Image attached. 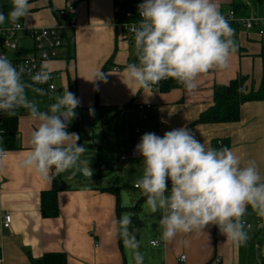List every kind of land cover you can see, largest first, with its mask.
<instances>
[{"label": "crops", "instance_id": "crops-1", "mask_svg": "<svg viewBox=\"0 0 264 264\" xmlns=\"http://www.w3.org/2000/svg\"><path fill=\"white\" fill-rule=\"evenodd\" d=\"M220 13L234 10L237 16H264L262 0H216ZM29 14L20 22L29 27L64 26V45L60 56L46 66L62 73L58 91L50 98L55 102L64 90L79 100L77 122L72 120L67 131L79 137L77 143L86 147L96 139L95 129L83 127L81 119L91 109L96 128L100 115L107 112L130 113L134 128L141 125L143 134L153 129L164 133L180 127L189 128L206 147L228 148L246 164L256 162L264 180V100L245 102L238 122L199 123L200 115L214 103L216 87H225L232 80L246 77L247 90L259 88L264 78V36L228 21L234 30L235 52L224 69L212 68L200 74L196 88L186 92L183 85L165 91L156 87L139 88L127 80L125 68L136 62L134 42L116 21L115 0H29ZM74 7V26L61 9ZM7 20V15H5ZM8 21V20H7ZM103 72L105 80H94ZM127 83V85L125 83ZM41 111H47L48 102ZM39 104V103H37ZM139 104H154L156 110L146 111L144 118ZM15 149L0 161V264H35L45 253L64 252L68 264H261L264 250V219L252 208L242 221L252 228L244 245L226 240L215 225L201 232L178 233L173 239H161V212L153 213L146 197L136 188L143 164L126 167L107 185L94 183L92 151L85 149L80 161L92 177L70 169L51 181L42 180L33 170L20 168L19 161L31 151V134L38 126L26 109L20 110ZM85 122H83L84 124ZM104 137L103 134H98ZM83 139L87 142L84 144ZM133 132V143L138 142ZM99 160L109 157L102 147ZM119 163V162H118ZM98 167V164H94ZM100 166V164H99ZM133 168V170H130ZM73 180V186L65 182ZM58 189L59 215L45 218L41 211V193ZM12 214L10 227H3V214ZM128 223L121 226L122 219ZM158 242L154 245L152 242ZM181 257L186 259L183 261Z\"/></svg>", "mask_w": 264, "mask_h": 264}, {"label": "clouds", "instance_id": "clouds-1", "mask_svg": "<svg viewBox=\"0 0 264 264\" xmlns=\"http://www.w3.org/2000/svg\"><path fill=\"white\" fill-rule=\"evenodd\" d=\"M11 5L7 20L19 29V21L28 17L29 0H11ZM137 10L140 21L128 30L134 34L138 62L126 66L128 82L147 89L171 77L190 93L200 74L228 66L236 50L234 30L216 0H142ZM5 20L0 12V25ZM24 72L23 67L0 55V114L13 117L17 109L24 108L38 122L31 134V151L18 166L33 170L45 181L73 167L85 169L80 161L85 147L78 145L77 134L67 131L80 100L64 90L47 111H41L28 99L26 89L44 95V89L35 85L46 83L50 73L42 65L31 74V83H26L22 80ZM94 80L104 81V73L95 74ZM135 152L143 164L136 187L146 197L147 207L153 213L161 212L162 240L215 225L226 240L244 245L248 239L242 221L246 208L250 206L264 219V180L254 160L242 164L228 148L206 147L186 126L163 136L144 133ZM6 155L0 147V161ZM119 223L124 226L128 220ZM137 264H141L140 257Z\"/></svg>", "mask_w": 264, "mask_h": 264}, {"label": "built area", "instance_id": "built-area-1", "mask_svg": "<svg viewBox=\"0 0 264 264\" xmlns=\"http://www.w3.org/2000/svg\"><path fill=\"white\" fill-rule=\"evenodd\" d=\"M264 1V0H263ZM74 7L69 6L68 8L61 9L60 14L67 15L70 17L71 26H74V17H73ZM116 13H119V8H116ZM227 21L234 22L238 26L244 27L246 30L252 31L256 30L257 33L261 36H264V16H254V17H242L237 16L234 10H230L226 13H221ZM132 12H128L127 16L132 17ZM140 21V17L137 14L132 21L120 22L119 26L122 27L125 35L134 42L133 36L134 34L128 30V28L138 25ZM21 28L17 29L12 24H10L7 20L3 25H0V55L8 58L14 66H21L25 69V72L22 76V80L26 83H31L30 76L35 72L39 71L41 66H46L47 62L54 61L59 58L60 50L64 45V26H45V27H34L27 26L24 27V23L20 22ZM126 25L128 27H126ZM136 62L137 55H136ZM46 69L50 73V79L40 85H35L44 89V93L48 97L52 98L59 88L58 81L62 77V73L56 70H53L46 66ZM168 78H162L158 82H156V87L162 82H165ZM30 93L29 89H26V94ZM55 98V97H54ZM29 100L36 102L34 98H29ZM24 108H20L19 110H23ZM137 109L141 112V115L146 118L148 110H156V105L154 104H139ZM2 120L3 115L0 114V142L3 139V135L5 133L4 128H2ZM148 133H155L158 136H163L164 132L162 130L153 129ZM134 134L139 137L138 142L140 141L141 136L143 135V129L141 125H137L134 128ZM134 143L129 153H123V156L119 160V164L123 165L124 162L130 159H142L138 153L135 152V145L138 143ZM1 147V143H0ZM8 156V151L5 150ZM170 187V181H169ZM137 188V187H136ZM3 227H10L12 223V214L9 211H6L3 214ZM245 227L247 229H251L252 226L243 221ZM152 244L159 245L158 242H152ZM258 248L264 250V243L261 245H257ZM184 261L186 258L181 257ZM261 264H264V260L261 261Z\"/></svg>", "mask_w": 264, "mask_h": 264}, {"label": "trees", "instance_id": "trees-1", "mask_svg": "<svg viewBox=\"0 0 264 264\" xmlns=\"http://www.w3.org/2000/svg\"><path fill=\"white\" fill-rule=\"evenodd\" d=\"M141 2L142 0H115V5L117 8H119V13L116 14V21L118 23L132 21L138 14L137 5ZM129 11L132 12V17L127 16ZM245 81L246 77H241L232 80L225 87H216L214 90L213 105L200 115L197 122L208 124L238 122L240 119L241 106L243 103L264 100V78L259 88L256 90L245 89ZM181 85L182 84H179L175 79L170 77L165 82H162L159 87L160 90L165 91L172 87H180ZM29 91L30 93L27 94V97L34 98L37 103L50 102V97H48V94L39 95L33 93L30 89ZM49 105L50 103L48 106ZM20 114V110L17 109V113L13 117H7L6 115H3L2 128H4L5 133L0 143L1 147L5 150L15 149L17 147L15 138L18 132V120ZM73 120L77 122V112ZM214 146V149H217L216 143ZM76 169L77 167H73L69 172L72 174ZM58 194V189H50L41 193L40 202L43 217L55 218L59 215L60 208ZM250 208L251 207L249 206L246 208V210ZM35 264H68L67 254L64 252L45 253L40 259L35 261Z\"/></svg>", "mask_w": 264, "mask_h": 264}, {"label": "rangeland", "instance_id": "rangeland-1", "mask_svg": "<svg viewBox=\"0 0 264 264\" xmlns=\"http://www.w3.org/2000/svg\"><path fill=\"white\" fill-rule=\"evenodd\" d=\"M11 7V0H0V12L7 15ZM44 104L46 103H39L37 107L39 105V108H43ZM84 114L80 122L81 129L83 127H86V129L90 128L91 136H93L92 131L95 129L97 135L95 141L91 139L92 143L89 145H87L88 141L83 139V143L87 145L85 149L92 151V159L87 160L88 163H93L94 178H92V181L94 183L102 181L103 185H107L109 180L118 177L123 172V165H120L118 162L123 153H129L131 146L134 144L132 137L135 118L130 113L120 115L117 112H107L104 116L100 115L99 121L95 123L97 127L94 128V114L91 116L87 111ZM83 122L85 123L83 124ZM98 134H103L104 137H100ZM99 147H102L109 157H102L99 160V156H97ZM139 160L141 161L142 159L128 158L124 163L126 167H130V165L136 166ZM94 164H98V167H95ZM130 170H133V168ZM81 175L83 174L81 173ZM65 182L73 186V180L65 179Z\"/></svg>", "mask_w": 264, "mask_h": 264}, {"label": "water", "instance_id": "water-1", "mask_svg": "<svg viewBox=\"0 0 264 264\" xmlns=\"http://www.w3.org/2000/svg\"><path fill=\"white\" fill-rule=\"evenodd\" d=\"M77 171H80V173H82L86 177L90 176L89 172H91L87 167L85 169H83V170L81 168L77 167ZM91 174H92V172H91Z\"/></svg>", "mask_w": 264, "mask_h": 264}]
</instances>
